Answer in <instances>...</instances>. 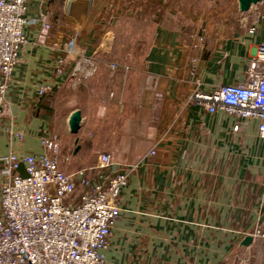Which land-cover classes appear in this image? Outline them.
Returning <instances> with one entry per match:
<instances>
[{
  "label": "crops",
  "instance_id": "1",
  "mask_svg": "<svg viewBox=\"0 0 264 264\" xmlns=\"http://www.w3.org/2000/svg\"><path fill=\"white\" fill-rule=\"evenodd\" d=\"M27 6V41L0 104V156L43 154L41 136L50 130L72 141L68 120L76 109L83 118L75 137L80 147L61 159L69 172L78 169L74 164L95 165L102 152L141 161L166 132L121 193L123 212L103 250L106 263L235 264L248 247L255 254L245 260L261 259L263 237L243 243L244 231H264L258 122L236 132L234 117L187 103V96L194 55L204 89L245 78L264 42V0L247 11L239 0H29ZM132 22L152 32L150 45L127 74L112 71L110 63L129 54L120 37ZM71 39L99 61L93 93L76 92L71 78L55 74L60 48Z\"/></svg>",
  "mask_w": 264,
  "mask_h": 264
},
{
  "label": "built area",
  "instance_id": "2",
  "mask_svg": "<svg viewBox=\"0 0 264 264\" xmlns=\"http://www.w3.org/2000/svg\"><path fill=\"white\" fill-rule=\"evenodd\" d=\"M28 2L0 0V104L27 41L24 27L32 22L26 16ZM199 39V45L203 44L204 35ZM60 50L55 74L91 90L98 59L81 50L75 39ZM198 62L199 56H192L189 76L193 85L187 103L231 115L236 132L256 121L258 135L264 138V42L255 47L245 78L232 84L204 89L197 77ZM110 68L127 74L131 66L127 61H113ZM52 88L42 86L40 93ZM108 99H115L114 92ZM166 129L168 133L171 127ZM158 142L136 163L115 161L110 153L102 152L95 165L71 172L62 167L60 137L51 130L41 136L43 154L1 155L0 264H107L103 250L123 212L121 193L130 175L157 154ZM258 229V236L264 238V231ZM246 264H264V254Z\"/></svg>",
  "mask_w": 264,
  "mask_h": 264
},
{
  "label": "rangeland",
  "instance_id": "3",
  "mask_svg": "<svg viewBox=\"0 0 264 264\" xmlns=\"http://www.w3.org/2000/svg\"><path fill=\"white\" fill-rule=\"evenodd\" d=\"M130 25V29L127 30H121V37L122 39H120L121 41L120 42H125L127 44V47L129 49V54L127 53L126 56H125V59L127 61V63L130 65V66H134V65H137L139 62L142 61V58L144 56V51H146L150 45V40L151 39H147V37L152 33L150 30H141V29H138V28H135V23H128ZM147 35V36H145ZM142 36L146 37V38H142ZM131 52V53H130ZM97 75V74H96ZM69 87H72L75 89L76 92H83L84 90L86 91L87 88L85 86V84H83L82 82H76V81H73V83L71 84V86ZM93 89V85L91 83V92L93 93L94 90ZM101 89H103V86L101 85ZM170 126V125H169ZM77 135V134H76ZM76 135L73 136V140L71 141L70 139L64 141L60 139V147H61V159H67V157L75 150V137ZM167 136V134H162L161 135V138H165ZM67 154V155H66ZM145 155V154H144ZM144 157V156H143ZM142 157V158H143ZM71 166V165H70ZM79 168L81 166L77 165V164H74L72 165V169H75V168ZM129 181V180H128ZM257 230H259L258 228H255L254 231H244V237L246 238L247 236H251L252 237V240L255 238H259L258 234H257ZM244 238V239H245ZM250 244V243H249ZM247 244V245H249ZM251 249L250 247L246 248V253L248 252V254L245 256V258H247L248 256L249 257H253L255 252L252 253L251 252ZM255 251L257 252H260L259 251V247L255 248ZM239 256V251L236 252ZM240 257H244L243 256H240ZM245 258H243L242 260H238V261H234L235 264H246L247 263V260H245ZM252 261H254L252 259Z\"/></svg>",
  "mask_w": 264,
  "mask_h": 264
},
{
  "label": "water",
  "instance_id": "4",
  "mask_svg": "<svg viewBox=\"0 0 264 264\" xmlns=\"http://www.w3.org/2000/svg\"><path fill=\"white\" fill-rule=\"evenodd\" d=\"M260 1L261 0H239V7L242 11H247L250 9V7L253 4H256ZM82 119H83L82 118V112L80 109H76L70 114V117L68 120V126H69V130L71 133H73V134L78 133V131L81 127ZM78 142H79V138H76L75 139V152H77L79 147H80ZM251 241H252V237L247 236L244 239L243 243L247 245V244L251 243Z\"/></svg>",
  "mask_w": 264,
  "mask_h": 264
}]
</instances>
